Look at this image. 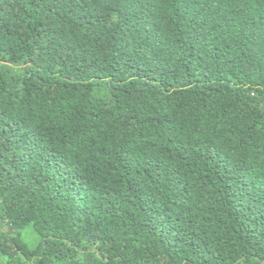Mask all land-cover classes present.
Wrapping results in <instances>:
<instances>
[{"label": "trees", "instance_id": "1", "mask_svg": "<svg viewBox=\"0 0 264 264\" xmlns=\"http://www.w3.org/2000/svg\"><path fill=\"white\" fill-rule=\"evenodd\" d=\"M0 264H264V0H0Z\"/></svg>", "mask_w": 264, "mask_h": 264}, {"label": "rangeland", "instance_id": "2", "mask_svg": "<svg viewBox=\"0 0 264 264\" xmlns=\"http://www.w3.org/2000/svg\"><path fill=\"white\" fill-rule=\"evenodd\" d=\"M24 239L27 243H29L31 246H36L39 242V239L35 232L32 230V228H28L24 232Z\"/></svg>", "mask_w": 264, "mask_h": 264}]
</instances>
